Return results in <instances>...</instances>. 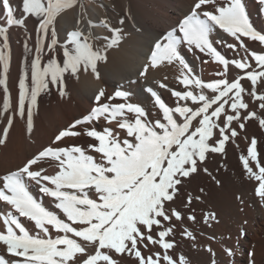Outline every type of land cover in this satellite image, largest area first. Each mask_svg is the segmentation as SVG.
<instances>
[{"label":"snow or ice","instance_id":"1","mask_svg":"<svg viewBox=\"0 0 264 264\" xmlns=\"http://www.w3.org/2000/svg\"><path fill=\"white\" fill-rule=\"evenodd\" d=\"M254 3L264 14V0ZM77 6L81 12L61 38L65 14ZM0 13L6 21V26H0V120H6L0 128V146L6 148L15 116L24 118L26 113L31 133L33 108L41 94L54 88L64 97L67 79L78 80L82 74L99 80L100 66L127 33L107 15L95 21L87 16L82 0H20L19 6L0 0ZM126 15L134 19L130 11ZM28 18L35 20L31 44ZM13 26L26 33L15 107L8 83L9 27ZM214 29L232 38L224 45L232 58L214 46ZM249 42L257 43L260 50L250 48ZM185 52L197 60L200 54L209 57L222 68L215 73L218 78L202 79ZM230 66L239 70L231 79ZM162 69L173 72L171 79L179 90L170 86L168 75L153 77L145 88L151 114L131 101L123 85L111 95L99 88L86 114L15 170L0 173V264H189L183 254L176 255L177 229L193 247L197 237L185 226L177 197L194 174L203 170L211 175L207 167L202 168L210 154L225 155L226 145L241 133L248 139V122L255 120L264 130V31L254 26L245 0H189L182 16L153 37L138 77L147 84L151 73ZM244 81L250 82V88L244 87ZM160 90L170 93L174 105L165 102ZM101 120L106 125L115 122L116 128L97 130ZM117 129L125 133L123 138ZM81 135L94 142L86 147L66 143ZM239 159L247 179L257 182L255 196L264 203V162L254 135L246 155ZM43 165L53 167L54 174ZM33 187L40 197L48 198L51 208L33 194ZM194 199L201 197L189 193L183 202L186 219L192 223L197 222ZM236 199L243 203L240 196ZM213 221L218 222L214 212L203 214L205 225L211 227ZM205 250L215 256L210 247ZM223 250L229 257L234 255L227 246ZM248 255L249 264H256L254 252Z\"/></svg>","mask_w":264,"mask_h":264},{"label":"bare ground","instance_id":"2","mask_svg":"<svg viewBox=\"0 0 264 264\" xmlns=\"http://www.w3.org/2000/svg\"><path fill=\"white\" fill-rule=\"evenodd\" d=\"M12 2L14 5H20V0H12ZM82 2L85 5L87 16L95 21L107 15L113 23L124 29L127 37L117 48L109 51L107 63L100 66L99 80L93 79L91 75L82 74L78 80L76 78L67 79V95L64 97H61L54 88L51 92L42 93L38 98V105L33 108L34 128L31 133L27 131L26 127V113L24 118L15 116L7 140L8 146L6 148L0 146V173L8 169L15 170L28 156L48 146L60 130L74 119L86 114L92 106L93 94L99 88H105L107 93L111 95L117 87L123 85V89L131 93V101L145 106L150 114L153 111L151 98L146 93L145 88L151 84L153 77L162 79L164 75H168L170 86L179 90V86L171 79L173 72L169 69L152 72L147 84L139 79L138 71L150 54L153 37L162 29L173 25L182 16L187 9L189 0H82ZM245 2L254 26L258 30L264 31V14L259 12L254 0H245ZM129 11L134 19H128L126 13ZM80 12L81 9L77 6L65 14L60 25L61 38H63L66 30L72 29ZM16 15L20 17L22 14L18 11ZM120 19H124L123 25L118 23ZM34 25L35 20L33 18L26 20L27 31L32 34L29 40L30 44L34 42ZM0 26H6L2 13H0ZM136 27H140L142 31L137 32ZM25 35V29L9 27L11 59L8 83L10 103L13 107L16 106L18 100L17 81L20 66L25 56L23 51ZM211 39L218 51L228 58L233 57V53L224 46L225 43L232 42L231 37H228L220 29H214L211 33ZM249 47L253 50H260L257 43L249 42ZM184 54L187 62L202 79L209 81L218 78L215 73L221 71L222 68L211 61L209 57L200 54L201 59L197 60L191 53L185 52ZM205 59L208 60L207 64L201 62ZM252 63L255 66V62ZM238 71L230 66L231 75L229 78L234 77ZM243 84L246 87L250 85V82L244 81ZM160 91L165 102L174 105L170 93L165 90ZM2 95V88H0V107H2ZM116 102L121 101L117 100ZM5 123L6 120H0V128ZM104 126L116 128L115 122L106 125L101 120L97 125V130H102ZM117 131L123 138L125 133L122 130L117 129ZM253 135L258 140V152L261 161L264 162V146L260 134L250 121L247 123L248 139H245V134L241 133L234 142L230 141L226 145L225 155H209L202 168L207 167L211 175H207L201 170L199 174H194L186 182L185 187L177 197L176 206L185 216V226L194 231L197 237L196 247L192 246L191 241L182 239L181 228L178 227L175 236L178 244L176 255L180 254L179 247L181 246L187 249V257L197 264H212L213 259H215L216 264H228L227 255L223 252L224 250H220V248L223 247L224 249L227 246L236 255L237 264L246 261V250L255 241L258 242L257 240L254 241L251 236L257 234L256 231L264 232V203L254 194V187L257 182L247 179L245 174L240 171V173L236 172L242 168L239 157L242 154L246 155L247 146ZM93 142L86 135L66 141V143L84 147ZM59 146L65 145L60 144ZM221 165L227 167L223 170L224 172L220 169ZM43 166L47 168L48 174H54L55 169L53 167ZM216 181L220 182L219 185ZM201 189L203 192L200 191ZM31 190L37 198L42 199L45 206L51 208V205L48 204V198L40 197L34 187ZM189 193L194 198L196 196L201 197L200 201L194 199L192 204L197 218L196 223L186 219L187 210L184 208L183 202ZM237 196L242 198L243 203L236 199ZM205 212H214L218 222H211V227L205 225L203 222ZM174 223L176 222L174 221ZM241 229H243V234ZM211 237H215V239H211ZM261 244L260 247L264 246V241ZM206 246L213 250L214 257L212 253L205 250ZM144 254L148 255L149 253L145 251ZM128 264H132V262L128 261Z\"/></svg>","mask_w":264,"mask_h":264},{"label":"rangeland","instance_id":"3","mask_svg":"<svg viewBox=\"0 0 264 264\" xmlns=\"http://www.w3.org/2000/svg\"><path fill=\"white\" fill-rule=\"evenodd\" d=\"M262 87H264V86H262ZM245 88H250V85H248V86H246ZM249 103H251V101L249 100ZM252 123H253V125H254V127H256V129H257V131H258V134H260V137H261V142H262V144H263V146H264V130H260V128H259V126H258V122L257 121H255V120H252L251 121ZM258 126V127H257ZM259 129V130H258ZM224 166V167H223ZM222 171L223 170H225V169H227V167L225 166V165H221V168H220ZM241 172V173H244V170H243V168H240V169H238V171H236V172ZM243 171V172H242ZM224 172V171H223ZM239 172V173H240ZM256 233L257 234H255V235H253V236H251V238L255 241V240H257L258 242L256 243V241H255V243H253L247 250H246V261H244V262H242V264H249V253L250 252H254V259H255V262H256V264H264V246H262V247H260L262 244V242L264 241V232H262V231H256ZM220 250H222L223 251V247L222 248H220ZM256 251L259 253V255H258V253L256 254ZM179 252H180V254H183L185 257H186V259L189 261V264H197V263H195V262H193V261H191V259L189 258V257H187L188 256V254H187V249H185V248H182L181 246L179 247ZM224 252V251H223ZM225 253V252H224ZM236 254H238V253H236ZM239 255V254H238ZM259 256V257H258ZM226 258L228 259V264H235L236 263V255L234 254L233 256H231V257H229V256H226ZM226 259V260H227ZM237 264V263H236Z\"/></svg>","mask_w":264,"mask_h":264}]
</instances>
